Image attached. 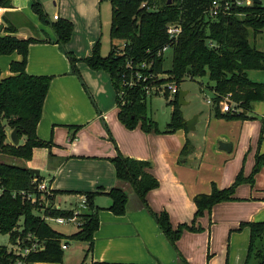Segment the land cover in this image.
<instances>
[{
    "label": "crops",
    "instance_id": "crops-1",
    "mask_svg": "<svg viewBox=\"0 0 264 264\" xmlns=\"http://www.w3.org/2000/svg\"><path fill=\"white\" fill-rule=\"evenodd\" d=\"M36 1L50 22L57 15L58 20L71 22L73 31L63 50L50 26H43L33 13L32 0H11L10 8H1L0 35L11 27L16 38L36 40L28 47L26 73L51 78L36 128L37 137L50 146L34 149L25 166L39 171L41 183L51 191L64 192L52 204L60 210L73 211L81 194H97L93 204L100 209L99 227L84 263L180 264L154 218L132 192L123 216L107 210L110 199L106 194L116 185L110 159L119 153L148 163L149 173L158 182L145 196L151 212H165L173 229L181 224L191 226L196 195H209L213 187L227 189L239 174L247 179L256 155L264 158V113L259 114L264 103L253 104L252 117L246 114L248 120L218 118L214 113L202 120L199 115L192 132L167 134L166 128L158 127L159 133L145 132L139 126L128 130L117 118L110 76L82 62L101 42L105 0ZM65 52L79 60L76 68L81 80L71 73ZM100 55L105 57L101 51ZM1 57L10 62L21 59L17 54ZM186 141L188 147L181 155ZM219 142L228 144L229 151L221 149ZM232 198L199 217L194 224L197 231L182 232L176 248L186 264H244L250 231L248 227L238 229L240 224L264 222V167L252 183L238 185ZM61 244L67 245V251L68 244Z\"/></svg>",
    "mask_w": 264,
    "mask_h": 264
},
{
    "label": "trees",
    "instance_id": "trees-1",
    "mask_svg": "<svg viewBox=\"0 0 264 264\" xmlns=\"http://www.w3.org/2000/svg\"><path fill=\"white\" fill-rule=\"evenodd\" d=\"M210 1L173 0L168 5L167 0H109L110 51L102 57L100 42H97L92 55L82 62L89 69L103 71L110 76L116 94L117 118L126 129L133 130L139 126L145 132L153 130L159 133L156 123L146 115L147 98L144 93L139 88L127 90L120 87L121 77L130 63L136 65L145 61L150 65L148 72L155 79L158 75L167 76L157 83L174 81L179 85L184 78L194 80L207 77L212 85L208 89L213 94V113L218 118L248 120L246 114L252 110L253 104L264 103V80L254 82L247 76L249 71L264 72V50L255 44V37L264 32V7L261 4L234 5L229 15H220L212 20L204 15ZM143 3L146 4L145 7H142ZM10 7L11 0H0V8ZM31 8L41 22L50 26L57 38V44L64 50L73 31L72 23L60 19L50 22L37 1L32 3ZM175 22L181 24L182 33L176 42H171L165 29L168 24ZM14 32L13 28L7 27L4 29L5 34L0 35V57L17 54L21 58L19 61L10 62L9 75L0 78V157L25 163L31 159L34 149L50 146L49 142H43L37 137L36 128L51 78L26 73L28 47L36 40L18 39L12 35ZM116 43H121L120 50H116ZM165 47L171 49L173 54L168 71L163 70V56L158 55ZM65 55L69 60L71 73L81 80L76 68L79 60L69 52H65ZM119 90L125 93L123 104L117 96ZM224 98H229L238 112L221 113L219 104ZM168 104L172 110L164 133L187 130L180 112L178 94ZM6 128L9 133L14 129L18 130L17 146L11 144ZM187 147L188 141L185 142L181 155ZM110 162L115 170L116 185L106 194L110 199L107 210L115 216H123L129 193L132 192L141 206L154 218L176 252L180 264H186L176 248L182 232L197 231L194 224L199 217L209 213L219 203L232 201L235 188L243 182L252 183L253 176L264 166L263 156L257 154L247 179L239 174L227 189L218 190L213 187L209 195H196L193 198L196 211L191 226L181 224L173 229L165 212L154 214L147 206L146 194L158 186V182L149 173L150 165L125 158L119 153ZM40 183L41 178L31 177L30 170L25 165L0 161V234L8 235L10 244L18 236L23 238L32 234L43 246L42 250L34 251L24 258L14 256L8 252L7 247L0 246V264H15L19 259L31 264L61 263L63 240L86 243V255L93 250V236L99 227L100 209L93 204L97 194H83L87 198V210L79 216L81 225L75 233L65 236L41 220L37 206L20 195L21 192H34L38 198L35 188ZM63 193L52 191L53 196H48L50 204H53L56 195ZM44 214L68 217L72 215V211L48 208ZM243 227H248L250 231L244 264H264V222L240 224L238 231Z\"/></svg>",
    "mask_w": 264,
    "mask_h": 264
},
{
    "label": "built area",
    "instance_id": "built-area-1",
    "mask_svg": "<svg viewBox=\"0 0 264 264\" xmlns=\"http://www.w3.org/2000/svg\"><path fill=\"white\" fill-rule=\"evenodd\" d=\"M57 1V0H54ZM159 0H155L157 2ZM156 7V3H154ZM254 4L252 0H211L209 7L204 12L206 18L216 19L220 15L226 16L229 15L231 8L235 6H250ZM261 4V1H260ZM145 3L142 4V7H145ZM1 12V8H0ZM54 21L58 20V16H52ZM166 36L168 40L171 42H176L179 36L182 33V26L180 23H170L166 26L165 29ZM169 48L165 47L158 53V55L164 57V53ZM150 65L145 61L139 62L136 65L128 64L125 72L123 73L120 81L121 89L132 90L134 88H139L146 98L151 96L163 95L168 99V102H171L174 97L178 94L179 89L178 85L174 81H167L163 83H157V81L161 80V78H167L166 75H158L156 79L154 75L148 72ZM124 91L119 90L117 92V96L120 100V103L123 104L125 102L124 99ZM207 104H213V101L207 100ZM221 113H233L238 112L234 109V104L229 100V98H224L219 104ZM35 191L39 194V197H36V194L33 192H21L20 195L25 197L31 204L37 206L38 214L41 220L46 222L47 224L55 223L57 225H66V224H76L78 227L81 225L80 222V212L79 208L86 211L87 210V198L85 195L81 194L77 198L76 208L72 211V215L68 217H53L49 215H45L44 212L48 208H55L52 204H50L48 200V196H53L52 191L47 188L44 184L40 183L36 186ZM42 242L38 240L34 235L28 234L25 237L18 236L14 243L10 244L8 248V252L12 253L14 256L26 257L30 253L34 251L42 250ZM61 249L64 251L67 249L66 244H61ZM15 264H31L22 259H19L15 262Z\"/></svg>",
    "mask_w": 264,
    "mask_h": 264
},
{
    "label": "rangeland",
    "instance_id": "rangeland-1",
    "mask_svg": "<svg viewBox=\"0 0 264 264\" xmlns=\"http://www.w3.org/2000/svg\"><path fill=\"white\" fill-rule=\"evenodd\" d=\"M36 0H32L34 2ZM48 2H52V0H46ZM160 1V0H159ZM163 1V0H161ZM261 1V6L264 7V0ZM101 31H102V38L100 42V51L101 53L106 56L108 55L111 47V42L109 38V30H110V22H111V8L109 0H105L102 4L101 8ZM38 19V18H37ZM16 22H20V18L15 19ZM43 26L45 25L43 22L38 20ZM255 44L258 48L264 50V32H261L255 37ZM117 49L120 50L122 48L121 43L115 44ZM172 50L168 49L164 53L163 57V70L168 71L171 68L172 63ZM10 64V60L8 57H0V76L2 78L8 75V67ZM247 76L251 81L254 82H261L264 80V72L263 71H249L247 72ZM212 85L207 79V77L203 78H196L194 80H190L188 78H184L183 81L178 85L179 91H186L187 95L184 98V102L186 104L180 106V112L183 117L187 118V120L191 119L195 115H200L202 120H204L207 116L213 115V104H207V100L212 101L213 94L208 89ZM147 102V110L146 115L147 117L156 123L159 129H165L167 123L170 119L171 113V106L168 104V99L163 95L151 96L146 99ZM264 106V105H262ZM253 112H249L248 115L252 117ZM264 113V108L262 109L261 113ZM260 118V117H258ZM201 125L198 126L200 128ZM7 135L10 134L8 128H6ZM9 137V136H8ZM262 140L257 142L259 146ZM22 143V140H21ZM258 148V147H257ZM0 161L5 163H11L16 165H25L24 162H21L16 159H11L8 157H0ZM264 167V166H262ZM80 214H84L85 211L81 208L78 209ZM81 222V220H80ZM50 227L57 232L65 235L70 236L71 234L75 233L79 227L76 224H66V225H57L55 223H50ZM65 243L68 244V250L64 251L63 259L61 263H45V264H88V260L84 263V257L86 254V244H80L75 241L70 240H63ZM0 246H5L9 248V237L8 235H1L0 234ZM246 255V254H245Z\"/></svg>",
    "mask_w": 264,
    "mask_h": 264
},
{
    "label": "water",
    "instance_id": "water-1",
    "mask_svg": "<svg viewBox=\"0 0 264 264\" xmlns=\"http://www.w3.org/2000/svg\"><path fill=\"white\" fill-rule=\"evenodd\" d=\"M240 1H243V0H240ZM173 0H167V4L170 5L172 4ZM252 2L254 4H260V0H252ZM2 30V26L0 25V32ZM187 95V92L186 91H179L178 92V100H179V105L182 106L184 104H186L184 102V98L185 96ZM245 113V112H244ZM198 115H195L194 117H192L191 119L189 120H186L185 121V124H186V128H187V131L189 132H192L195 130V125L197 124L198 122ZM9 140L11 142V144L13 146H17L19 144V138H18V130L17 129H14L10 134H9ZM219 147L225 151H229V145L228 144H223L221 142H219ZM30 175L31 177H34V178H37L39 177V171L37 170H30Z\"/></svg>",
    "mask_w": 264,
    "mask_h": 264
}]
</instances>
